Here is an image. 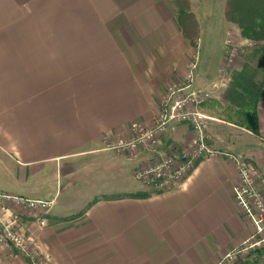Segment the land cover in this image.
Segmentation results:
<instances>
[{
    "label": "crops",
    "instance_id": "crops-1",
    "mask_svg": "<svg viewBox=\"0 0 264 264\" xmlns=\"http://www.w3.org/2000/svg\"><path fill=\"white\" fill-rule=\"evenodd\" d=\"M189 1L197 49L182 34L173 0H0V192L49 202L45 213L4 203L49 264H217L253 232L234 193L240 178L232 156L255 165L264 197V100L259 134L225 120L228 84L215 86L226 49L214 52L218 31L225 45L230 32L240 44L251 41L226 20V0L217 19L202 0ZM195 53L197 87L214 90L203 110L217 153L175 189L102 198L154 192L136 182L135 168L187 152L186 123L168 130L158 154H117L105 144L129 137L134 122L154 121ZM255 255L242 264H264V250ZM0 264L30 263L0 245Z\"/></svg>",
    "mask_w": 264,
    "mask_h": 264
},
{
    "label": "built area",
    "instance_id": "built-area-1",
    "mask_svg": "<svg viewBox=\"0 0 264 264\" xmlns=\"http://www.w3.org/2000/svg\"><path fill=\"white\" fill-rule=\"evenodd\" d=\"M230 38L226 41V63L234 60L235 54L227 55L231 48ZM226 65V64H225ZM227 65L221 71L219 83L215 87L226 86L231 79ZM197 59L191 60L183 80L168 85L162 99L160 111L151 124L134 122L131 125V135L116 140H107L105 148L118 153L147 151L160 153L161 138L174 125L188 124L193 130V137L187 152L160 154L154 164L135 168L133 176L136 181L155 191H168L177 188L190 175L196 164L216 150L207 143L205 131L206 122L210 119L203 106L214 96V90L197 87ZM227 82V83H226ZM236 163L240 181L234 186V193L239 205L252 220L254 229L244 244L228 252L217 264H239L236 255L264 250V197L257 188V169L245 159L232 156ZM14 200L28 205L32 209L47 212L49 202L32 200L0 192V245L25 255L30 264H49L38 247L16 225V216L9 212L4 203ZM42 224L44 222L42 221Z\"/></svg>",
    "mask_w": 264,
    "mask_h": 264
},
{
    "label": "trees",
    "instance_id": "trees-1",
    "mask_svg": "<svg viewBox=\"0 0 264 264\" xmlns=\"http://www.w3.org/2000/svg\"><path fill=\"white\" fill-rule=\"evenodd\" d=\"M173 3L183 36L190 41L192 47L197 48L199 22L190 1L173 0ZM225 17L240 29L243 38L250 40L255 46L250 49L241 70L235 71L231 76L224 92L227 105L222 115L225 120L259 134L258 104L264 100V0H227ZM155 193L161 191H139L133 194L106 195L102 198H147ZM100 199L101 197H96L91 204ZM84 211L85 209L78 215L64 219L76 218Z\"/></svg>",
    "mask_w": 264,
    "mask_h": 264
},
{
    "label": "rangeland",
    "instance_id": "rangeland-1",
    "mask_svg": "<svg viewBox=\"0 0 264 264\" xmlns=\"http://www.w3.org/2000/svg\"><path fill=\"white\" fill-rule=\"evenodd\" d=\"M227 1V0H226ZM202 4L204 5L205 7V13H209V12H213V15L212 18L214 19H217L218 16L221 15V13L224 11V4H222V1L220 2V0H202ZM209 16V17H211ZM218 22V20H215ZM224 33V35H223ZM225 32H222V31H218L215 33V39L217 40V43H216V46H214V52H216V55L217 54H220L219 50L220 51H223L224 49H226V45L223 43V41L225 40ZM228 38H230L231 40V45H233L231 48L234 49V51H229L227 53V55L229 56L230 54H235L232 61L229 62V60L227 61V63H223V66H222V69L224 68V66L227 65V68L229 67V75L230 77L232 76V74L237 71V70H241V68L243 67L244 63H245V58L246 56L249 54L250 52V49H252L255 45L251 42V45H243V44H240L236 41V36L234 37L233 36V33L230 32L228 34ZM236 38V39H235ZM197 49V48H196ZM196 53L191 57V60H194L196 57ZM230 58V56H229ZM226 64V65H225ZM223 72V71H222ZM224 73V72H223ZM231 79L229 80V83H230ZM227 83V82H226ZM228 83V84H229ZM113 151V150H111ZM115 152V151H113ZM140 152V151H139ZM137 152V153H139ZM117 154H120L118 152H115ZM155 158H153V161H152V164L155 163ZM152 164H149L147 166H150ZM143 166V165H142ZM145 166V165H144ZM141 167V166H140ZM138 182L139 184H141L139 181H136ZM142 185V184H141ZM143 188H147L145 185H142ZM6 207V206H5ZM14 215L16 216V214L14 213L13 215H11V218L14 217ZM18 227V226H17ZM9 251L11 252H18L17 249L15 248H12V249H8ZM260 250H258L259 252ZM255 252H252L251 254L249 253H241V254H238L236 255L238 257V262H240L239 264H242V263H245L247 261H252L254 260L255 258Z\"/></svg>",
    "mask_w": 264,
    "mask_h": 264
}]
</instances>
